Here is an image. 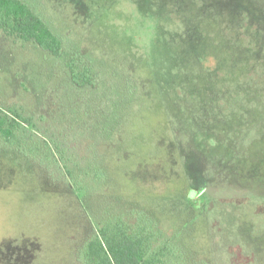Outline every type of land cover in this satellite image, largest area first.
<instances>
[{
	"label": "rangeland",
	"instance_id": "rangeland-1",
	"mask_svg": "<svg viewBox=\"0 0 264 264\" xmlns=\"http://www.w3.org/2000/svg\"><path fill=\"white\" fill-rule=\"evenodd\" d=\"M22 1L62 46L0 29V117L18 122L0 138V264H75L118 221L149 251L172 230L237 264L263 251L264 54L240 25L204 0Z\"/></svg>",
	"mask_w": 264,
	"mask_h": 264
},
{
	"label": "trees",
	"instance_id": "trees-1",
	"mask_svg": "<svg viewBox=\"0 0 264 264\" xmlns=\"http://www.w3.org/2000/svg\"><path fill=\"white\" fill-rule=\"evenodd\" d=\"M198 7L213 15L217 10L228 22L236 21L240 25V42L249 51L264 54V0H204ZM224 10L226 15H223ZM0 29L25 40L32 39L41 49L51 54L58 55L61 52L60 37L22 0H0ZM83 68L84 71L71 69L72 77L76 79L81 74L86 78L88 67ZM125 80L120 78L127 89L125 94L129 97L131 86L128 85L131 83ZM17 126L16 119L9 120L1 116L0 138L7 144H13ZM202 136L204 139L207 137L206 140L210 138L206 131ZM206 143L212 154L214 145ZM204 154L210 155L205 151ZM256 171L258 167L252 165L250 175H256ZM253 180L257 184L256 188L264 184L262 179ZM198 190L197 193L205 191L203 195L207 192L206 187ZM149 212L153 221L162 220L151 208ZM260 234L263 237L264 230ZM236 235L244 241L241 229L236 231ZM246 238L248 240V236ZM262 248L263 251L254 247H249L248 251L241 248L240 251L249 260L239 264H264V246ZM225 252L226 247H218L216 241L210 245L200 244L183 230L167 231L163 243L149 251L147 241L141 234L130 232L122 221H118L112 227L99 228L94 238L80 243L72 259L75 264H237L235 258L231 255L227 257Z\"/></svg>",
	"mask_w": 264,
	"mask_h": 264
}]
</instances>
